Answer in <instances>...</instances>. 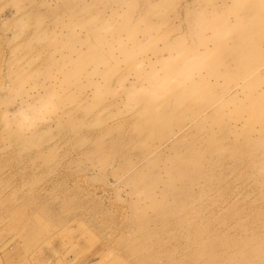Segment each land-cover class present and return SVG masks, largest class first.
Listing matches in <instances>:
<instances>
[{
	"label": "rangeland",
	"instance_id": "rangeland-1",
	"mask_svg": "<svg viewBox=\"0 0 264 264\" xmlns=\"http://www.w3.org/2000/svg\"><path fill=\"white\" fill-rule=\"evenodd\" d=\"M0 264H264V0H0Z\"/></svg>",
	"mask_w": 264,
	"mask_h": 264
}]
</instances>
